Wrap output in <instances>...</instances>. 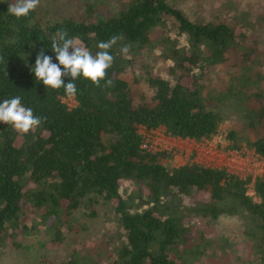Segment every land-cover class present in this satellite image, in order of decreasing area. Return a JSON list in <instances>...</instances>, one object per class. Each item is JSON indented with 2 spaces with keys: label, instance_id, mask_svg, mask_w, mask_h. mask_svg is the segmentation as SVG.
Instances as JSON below:
<instances>
[{
  "label": "trees",
  "instance_id": "obj_1",
  "mask_svg": "<svg viewBox=\"0 0 264 264\" xmlns=\"http://www.w3.org/2000/svg\"><path fill=\"white\" fill-rule=\"evenodd\" d=\"M12 2L0 0V102L20 96L42 122L26 134L0 122V250L41 230L60 247L85 228L78 216L104 203L118 231L100 247L77 237L61 259L34 264H264V176L254 178V201L249 179L196 162L168 166L167 152L142 147L138 129L201 141L227 122L226 148L264 159V41L248 11L194 20L173 0H123L113 10L84 0L80 14L53 19L36 8L17 18L7 10ZM60 30L93 54L99 42L121 37L99 87L74 81L73 107L63 87L45 86L32 71L42 48L59 63L51 44ZM130 68L150 100H135L123 77ZM125 179L135 183L128 191ZM29 213L37 220L27 225ZM222 215L236 217L240 230L217 235Z\"/></svg>",
  "mask_w": 264,
  "mask_h": 264
},
{
  "label": "rangeland",
  "instance_id": "obj_2",
  "mask_svg": "<svg viewBox=\"0 0 264 264\" xmlns=\"http://www.w3.org/2000/svg\"><path fill=\"white\" fill-rule=\"evenodd\" d=\"M84 0H40L37 8L44 15L50 18L65 17L73 14H80L85 8L82 6ZM88 3H94L96 7L100 6L107 10H113L123 0H85ZM176 5L191 19L199 20L203 18H233L236 13L242 15V12L248 11V18L255 23L261 33V39L264 41V0H173ZM98 4H96V3ZM228 2L231 6L224 7ZM102 5V6H101ZM251 15V16H250ZM259 21L257 22V16ZM264 16V15H263ZM236 21V20H235ZM261 23V25H259ZM174 35V33H173ZM180 42L184 43L183 39ZM171 62H167L166 66ZM221 68V67H220ZM218 68V69H220ZM133 68L128 69L123 77L131 83V88L135 100H150L152 91L145 83H134ZM165 68L161 69L164 72ZM68 106L73 107L76 101L73 96L62 98ZM227 122L220 125L216 135L211 139L195 141L192 139H181L172 137L165 132L163 127L153 130H146L139 127V132L143 135L142 147L152 151H165L168 158L165 164L168 166H179L185 163H201L210 167H223L230 173H235L247 181V193L254 201H259L253 190L254 178L257 175L264 176V159L259 158L252 150L243 148L242 151L229 150L226 148L228 142L225 140ZM133 179H125L122 182L121 190L128 191L130 185L134 186ZM94 215H79V224H85V228H79L72 231L66 241L60 247H51L48 243V237L44 232L22 235L18 240V247H14L13 242L9 239L2 245L0 250L1 264H34L41 256H48L59 260L63 257V251L67 248L68 243L74 238H84L88 245L100 247V244L106 241V238L118 231V224L115 215L109 210L104 203L93 205ZM26 224L36 222L37 217L33 213L27 214ZM26 216V217H27ZM214 232L217 235H233L240 230V222L234 216L222 215L214 224ZM240 246V245H239ZM237 246L236 248H241ZM244 255V252H242ZM226 256H219L224 259ZM232 258V257H231Z\"/></svg>",
  "mask_w": 264,
  "mask_h": 264
},
{
  "label": "clouds",
  "instance_id": "obj_3",
  "mask_svg": "<svg viewBox=\"0 0 264 264\" xmlns=\"http://www.w3.org/2000/svg\"><path fill=\"white\" fill-rule=\"evenodd\" d=\"M39 4L40 0H13L7 10L20 18L34 11ZM120 39L119 36H112L108 41L99 42L96 46L99 50L93 54L83 41L69 38L67 30H60L53 37L51 44L55 59L59 63H54L53 57L46 55L42 48L36 55L32 71L35 78L42 81L45 86L53 89L63 87L68 96L76 94L77 88L74 81L81 76L90 79L99 87L100 81L106 77V70L114 61L109 49ZM120 51L127 54L129 46L124 45ZM63 77H67L69 82L65 83ZM111 84L112 80H106L105 86ZM0 122L10 124L18 133L26 134L30 130H35L42 121L40 117L33 114L32 108L22 105L20 96H15L0 102Z\"/></svg>",
  "mask_w": 264,
  "mask_h": 264
}]
</instances>
